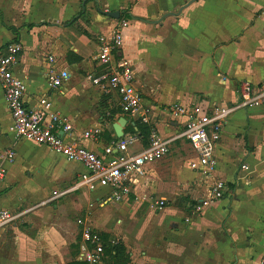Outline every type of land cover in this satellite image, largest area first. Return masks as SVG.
Wrapping results in <instances>:
<instances>
[{"label":"crops","instance_id":"crops-1","mask_svg":"<svg viewBox=\"0 0 264 264\" xmlns=\"http://www.w3.org/2000/svg\"><path fill=\"white\" fill-rule=\"evenodd\" d=\"M189 1L0 0V50L9 43L22 46L15 72L27 81L24 100L28 109H39L40 98H49L54 110L73 125L70 133H61L65 141L103 154L106 147L119 139L114 124L120 118L127 120L122 138L136 135L133 129L137 131L142 124L122 113L117 95L103 92L89 80L92 73L103 69L96 61L99 37L111 35L121 27V21H128L122 28L123 46L118 57L124 56L133 65L135 85L146 104L153 106L159 131L164 138H172L186 124V118H175L168 111L176 101L189 109L201 106L208 112L214 107L230 108L240 103L243 82L264 81V0H197L180 15L163 19L166 14L177 13ZM114 11L120 12L119 19L104 14ZM194 32L195 37L204 36L205 41L195 43L208 53V58L192 59L185 72L180 69L185 65L181 63L185 57L182 47L193 40ZM164 58L176 66L167 75L154 77L153 68L168 69ZM50 71H67L70 77L61 88L51 90L47 81ZM199 96L208 101H196ZM12 125L0 83V156L7 151L16 154L12 162H2L0 158V168L7 171L0 181V209L18 215L14 223L0 232L1 236L8 231L19 233L20 226L27 224L28 229L38 228L43 238H48L53 236L54 227L63 238L69 233L71 245L78 238L80 227L92 229L90 224L98 228V223L113 218L114 230L121 234L130 252L128 264H260L264 258V108L238 109L228 116L215 149L216 170L210 176L199 172L203 179L193 175L186 178L179 170L184 163H179L173 149L185 146L192 153L185 167L197 172L190 167L195 152L185 138H180L171 143L166 157L145 167L143 176L131 178V192L121 200L112 197L110 188L93 192L82 188L51 200L54 191L72 187L85 167L67 161L47 146L19 139ZM92 129L101 130L98 141L82 137ZM143 148L145 143L140 138L130 152ZM189 180L205 190L201 199L197 198L202 194L194 191L196 199H190L186 206L191 221L188 218V223L183 222L171 209L158 215L146 211L141 217H127L148 219L153 227L135 238L125 236V219H117L116 212H126L130 197H137L142 190L154 192L156 186L174 191L180 182ZM220 180L227 186L224 197L196 212L195 205L209 197ZM61 198H65L66 210L57 217H47L46 212H56L60 207L54 202ZM160 198L165 201V208L167 199ZM108 202L111 204L99 211H103V220L96 216L95 207L93 213L86 215L85 225L78 221L76 224L75 220H80V214L87 212L90 203L104 206ZM156 208L159 209L157 204ZM120 224L123 225L119 228ZM82 245L83 241L77 259L69 246L64 248L58 264L83 261Z\"/></svg>","mask_w":264,"mask_h":264},{"label":"built area","instance_id":"built-area-1","mask_svg":"<svg viewBox=\"0 0 264 264\" xmlns=\"http://www.w3.org/2000/svg\"><path fill=\"white\" fill-rule=\"evenodd\" d=\"M128 25L122 22L120 28L112 31L111 35H101L99 53L96 61L103 67L101 71L89 76L90 82L108 94H115L122 113L134 117L138 122L151 127L149 144L138 152L131 153L130 147L139 143L137 135H130L113 142L105 148L103 154L93 152L86 147L73 142L67 143L61 133H70L73 130L71 121L53 108L49 98L39 100V109H28L24 97L27 90V81L19 77L15 67L19 63L22 46L18 43H9L0 50V83L4 91L5 100L13 119L12 131L19 139H26L37 144L47 146L55 154L62 156L69 162L82 164L86 171L80 175L76 183L63 191H54L51 200L63 197L66 194L86 188L95 191L98 188H110L112 197L121 200L131 192V178L143 176L145 167L162 160L170 153L171 143L185 138L196 157L190 162L192 170L210 175L216 170L217 159L215 149L221 139L222 129L229 115L238 109L264 108V81L252 84L245 81L240 86L241 101L230 108L214 107L211 112L201 106L192 109L175 103L168 111L175 118H186L184 130L172 138H164L154 121V108L146 104L142 92L136 87V71L133 65L119 55L123 46L122 28ZM50 61L53 57H49ZM67 71L59 73L50 71L47 81L51 90H57L68 80ZM101 130L92 129L83 133L85 140L98 141ZM15 152L7 151L0 156L2 162H12ZM248 169L247 165H243ZM7 175L6 169L0 168V181ZM226 183L216 181L210 195L195 205L196 212H201L214 202L221 200L226 191ZM159 209L165 201L156 202ZM18 215L9 210L0 209V232L14 223ZM78 224L85 225L83 220ZM83 245L80 259L89 264H98L105 253L102 238L86 227L83 231ZM260 264H264V258Z\"/></svg>","mask_w":264,"mask_h":264},{"label":"rangeland","instance_id":"rangeland-1","mask_svg":"<svg viewBox=\"0 0 264 264\" xmlns=\"http://www.w3.org/2000/svg\"><path fill=\"white\" fill-rule=\"evenodd\" d=\"M124 21H121V24ZM192 35H193V40L184 43L182 47L183 53H185V57L183 58L181 63L184 62L185 65L180 69L185 72L188 71V66L190 65V61L192 59L199 58L202 60L208 58V53L205 52L203 49H201L195 43V41L197 40L205 41L204 36L195 37V32ZM163 63L164 65L167 66L168 69H166L165 66L163 67V69L153 68L152 71L154 73V77L167 75L169 73V70L173 71L172 67L176 66V65L171 66V64H168L169 62L166 61V58L163 59ZM155 83L157 82H154V84ZM204 100L208 101V98H206L205 96H199L196 98V101L198 102ZM176 102L180 103V101H176ZM173 151L174 154L179 158L178 160L179 163H184L181 166H179V170L184 172L186 178L187 176H192V175L197 178L199 177L200 179H203L202 176L208 177V174L205 175L201 173L202 174L201 176L199 172H192L191 170L185 167V165L188 163V159L192 155L189 147L181 146L174 148ZM213 173L214 171L210 173V175ZM180 183L181 185L178 186L176 185L177 189L174 191L169 190L167 188L163 189L161 187L156 186V190L154 188V192H150V191L145 192L142 190L138 192L137 197L134 198L130 197L129 199L130 205L126 206V212L125 210H121V211L118 210V212H116L117 219H121V220L125 219L123 221V223H125L124 225H127V227L123 231L125 236L128 238H135L137 234L138 236H140V233L142 231L153 227L152 222H150V220L148 219L140 221L137 219H132V218L130 219L129 217H127L130 215L131 217H133L134 215H136V217L137 216L141 217L146 211H149L154 215H158L160 212H162L165 209H171V211L177 213L180 217L183 218V222L188 223L189 222L188 218H190V216L188 217V214L186 213L187 210L186 206H188L187 204L190 199H196L193 192L194 191L200 192L202 195L198 196L197 199H201L204 197L203 194L205 193L204 192L205 190L200 188L196 182L193 181L191 183V180H189L187 183L185 182L184 183L180 182ZM160 197H166L167 199V205L163 209L156 208V202L161 201ZM64 201L65 198H61L55 201L54 204H57L60 207L57 209L56 212H54L53 210H50V212L48 213L46 212V216L50 217L54 215L55 217H57L59 216L60 212L63 213L64 210H66V208L63 206ZM110 204L111 202H108L104 206H99V205H95L94 203H90L87 212L85 211L81 213L79 218L86 223L85 221L86 215L88 214L90 215V213H93L94 212L93 209L97 207L98 210L96 216L98 215L101 216L103 220L104 218L102 215L103 211H101L102 212L101 214L99 211L103 210L105 206H108ZM124 215H126V217ZM197 216L198 215H194V218H196ZM192 219L190 218V221ZM78 220L79 219L75 220L76 224ZM98 224H99L98 228L93 227L90 224L88 225L92 227V229H95L93 230L94 233H97L102 238V242L104 243L105 256L102 259L101 263L99 264H128L129 262H131L129 256L130 252L126 247L121 234L116 233L114 230L115 223L113 218L105 222L101 221ZM122 225L123 224H120L119 228L122 227ZM53 228H52L53 236L48 238H43V234H40V230L38 228L33 230L28 229L27 224H23L20 226L21 232L19 233L18 231H8L6 233L4 232L2 236L0 235V264H41L42 261H44L42 264H58L60 262V256H59L60 253H63L64 248L68 249V246L74 258L77 259L79 257V253L81 250V244L83 241L82 234L84 228L83 229L81 227L79 228V232L77 236L78 238L71 245H69L72 242V239L69 238V233H67V236L65 235L63 238L59 234H56V231ZM115 250L121 251L120 255L117 256L116 258L111 255V251H115Z\"/></svg>","mask_w":264,"mask_h":264},{"label":"water","instance_id":"water-1","mask_svg":"<svg viewBox=\"0 0 264 264\" xmlns=\"http://www.w3.org/2000/svg\"><path fill=\"white\" fill-rule=\"evenodd\" d=\"M197 0H191L189 1V3H187L186 5H184L177 13H169V14H166L164 15L163 19L166 18L167 16H170V15H180V13L182 12V10L186 7H188L189 5H191L192 3L196 2ZM100 11V9H99ZM106 16L108 17H111L113 19H119L120 18V12L118 11H114V12H105L104 13ZM141 21H144L146 23H151L150 21H147V20H144V19H141ZM127 125V120L125 118H120L118 120L117 123L114 124V131L116 133V136L117 138L121 139L123 136H124V128L126 127Z\"/></svg>","mask_w":264,"mask_h":264},{"label":"trees","instance_id":"trees-1","mask_svg":"<svg viewBox=\"0 0 264 264\" xmlns=\"http://www.w3.org/2000/svg\"><path fill=\"white\" fill-rule=\"evenodd\" d=\"M126 17L128 19H130V17H128V16H126ZM14 31L16 32L15 29H14ZM150 131H151V127L148 125H145V124H141L140 126H138L137 131H134V129H133V132H136V135H138L140 138L143 139V141L145 143V147L148 146V144H149ZM117 140H119V139H117ZM120 253H121L120 250L111 251V255L115 258L117 256H119ZM69 264H88V263L85 261H74V262L69 263Z\"/></svg>","mask_w":264,"mask_h":264}]
</instances>
